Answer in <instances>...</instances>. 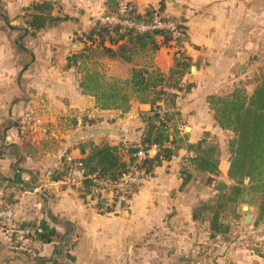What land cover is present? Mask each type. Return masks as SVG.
Wrapping results in <instances>:
<instances>
[{
	"label": "crops",
	"instance_id": "1",
	"mask_svg": "<svg viewBox=\"0 0 264 264\" xmlns=\"http://www.w3.org/2000/svg\"><path fill=\"white\" fill-rule=\"evenodd\" d=\"M35 1L44 0H0V202L2 192H9L4 179L17 169L30 185L16 193L14 223L45 219L60 232L70 231L72 264H264V219L251 214L246 223L245 215L240 224L229 223L228 233L212 236L209 221L193 218V212L217 191L210 195L192 187L201 177L193 170V179L183 185L190 156L185 143L197 142L207 132L221 151L218 181L230 183L231 133L217 125L207 97L239 85L249 95L254 92L264 69V0H124L135 2L140 12L163 4L164 15L186 28L182 50L195 64L186 78L196 86L178 99L177 134L187 137L179 153L158 167L121 210L112 206V196H103L101 204L91 194L84 200L78 192L82 181L53 180L52 175L65 160L83 157L79 146L84 142L139 141L144 128L140 115L152 106L133 100L127 113L96 108L93 98L82 94L77 70L66 67L67 56L80 48L76 36L89 29L79 20L84 0H49L58 4L55 13L68 20L23 37V10ZM104 1L95 0V19L105 10ZM173 63L174 48L161 47L129 63L101 60L99 68L109 65L108 77L127 79L134 67L154 65L167 72ZM25 114L41 118L33 133H21ZM156 153L154 149L150 156ZM37 247L45 263L11 247L0 231V264H55L53 244Z\"/></svg>",
	"mask_w": 264,
	"mask_h": 264
},
{
	"label": "trees",
	"instance_id": "2",
	"mask_svg": "<svg viewBox=\"0 0 264 264\" xmlns=\"http://www.w3.org/2000/svg\"><path fill=\"white\" fill-rule=\"evenodd\" d=\"M119 6L120 2H108L109 8L104 14L116 12ZM126 6L127 18L137 22H151L156 11L161 20L169 19L164 15L163 4L157 9L148 6L143 12L138 10L135 2H126ZM57 8L58 4L49 0L35 1L24 8L22 17L26 27L22 29L23 37L27 34L35 35L43 29L56 27L68 20V17L55 13ZM5 20L10 24L7 16ZM181 28L186 33V28ZM84 33L86 37L77 38L83 47L76 49L66 59V67L75 68L80 75L79 87L82 94L93 98L95 107L99 110H120L127 113L133 100L152 106L150 112L140 115L144 128L139 141L128 144H97L87 141L80 144L83 157L79 161L82 162L86 178L78 192L82 199L86 200V196L91 194L101 204L103 195L100 187L89 178L90 175L95 174L97 179L117 181L128 171L134 161L132 155L141 147H157L154 156H147L138 164L148 177H152L158 167L177 156L187 139L186 135L184 138L177 134L179 123L181 124L178 99L190 93L196 86L193 80L186 78L195 64L182 50L183 43L188 41L187 34L182 39H174L164 29L135 33L117 24H101L100 19H96L95 24ZM23 37L19 41L21 46ZM161 47L174 48V63L167 72L154 65H145L134 67L129 78L120 79L106 76L99 68L101 60H121L129 63L135 56L146 51L155 53ZM207 101L217 125L231 133L227 142V176L231 185L227 190L216 188L215 201L204 202L198 206L193 212V218L206 219L210 215L211 235L217 236L230 231V224L223 220L224 215L228 212L237 215L236 208L246 197L249 203L258 206L257 220L264 219V69L256 79V87L251 95L244 86L239 85L227 93L211 94ZM162 107L171 111L161 114L159 110ZM21 133L27 134L22 130ZM185 144L190 156L187 158V169L183 172L186 175L183 185L193 179L191 170L201 175L206 185L215 184L220 175L221 164V151L217 141L207 132L197 142ZM125 153L129 155V160L125 159ZM72 163L73 161L65 160L62 170L55 171L52 179L67 180ZM22 176L23 171L17 169L12 177L4 179L3 183L9 192H2L0 208L12 207L17 202L16 193L30 187ZM137 189L131 188L127 195L132 197ZM111 200L113 206L116 197ZM52 222L54 221L42 219L0 224L7 229L9 245L24 252L30 259L35 258L39 263H45L47 259L38 257L37 245L53 244L55 255L51 260L55 264H63L61 261L72 264L75 260L70 252L73 236L70 231H58ZM25 238H29L31 244L28 250H21L19 247Z\"/></svg>",
	"mask_w": 264,
	"mask_h": 264
},
{
	"label": "built area",
	"instance_id": "3",
	"mask_svg": "<svg viewBox=\"0 0 264 264\" xmlns=\"http://www.w3.org/2000/svg\"><path fill=\"white\" fill-rule=\"evenodd\" d=\"M101 24L113 25L117 24L123 28L130 29L135 33H142L154 29H164L171 33L174 39H182L185 36V32L181 28V23L175 20L167 19L161 20L160 15L156 11L153 15V20L149 23L137 22L127 18V6L126 3H120L119 9L116 12L111 14H103L100 17ZM186 46V42L183 43L182 49ZM171 110L162 107L159 110V113L164 114L170 112ZM42 121L39 116H33L30 114H25L21 119V130L23 133H33ZM156 149V146L150 147H141L139 150L134 153L133 163L130 165L127 172H125L117 181H110L104 179H97L95 174L90 175L91 178L96 184L100 187V193L104 197L110 195L116 197L115 207L118 210H121L123 206L127 203H130L132 197H129L127 194L131 188H139L145 185L149 177L145 174V171L138 167V164L142 159L147 156H150L152 150ZM70 161H72L70 159ZM86 178L85 171L81 161L73 162L72 167L68 173L69 182H81ZM14 209L13 207L0 208V223L12 224L14 222ZM0 231L4 229L0 226ZM3 233V232H2ZM31 244L29 238L23 239L21 250H28Z\"/></svg>",
	"mask_w": 264,
	"mask_h": 264
},
{
	"label": "rangeland",
	"instance_id": "4",
	"mask_svg": "<svg viewBox=\"0 0 264 264\" xmlns=\"http://www.w3.org/2000/svg\"><path fill=\"white\" fill-rule=\"evenodd\" d=\"M106 2H108V0L102 2L104 7H105V10H106V5H105ZM118 2L124 3L125 1L124 0H118ZM81 8L83 9V14H81V16L79 17V20H81L85 25H87V27L89 26V28L95 24L96 19H100V17H102V15L105 11L104 9L102 11H99L98 13H100V14L96 15L97 18L95 19V0H84V3L81 6ZM79 37H86V33L83 32V33L77 35L76 40ZM78 47H80V48L83 47L82 43L79 42ZM100 68H101L100 70L103 73L105 72L104 73L105 75L109 73V68H110L109 65H107L106 68L105 67H100ZM114 71H115V73H122L123 72L121 69H115ZM219 177H220V175L216 178L217 181H218ZM216 183L213 185H210L211 189L206 190V187L209 185L205 184L204 178L203 177H196L195 182H193V184H192V187H194L198 190L204 189V194L206 191L208 194L213 195L216 192ZM230 185H231V183H229V186ZM216 195H217V193L215 194V196L213 198H211L207 202L213 203L215 201ZM202 203H204V202L203 201L200 202V205ZM243 204L248 205L247 211L241 210V207ZM236 213H238L237 214L238 216L233 212L225 213V215H224L225 219H223L224 222L230 223V224L231 223L232 224H235V223L240 224L243 221L245 215H247V214H253V216L258 217V206L256 204L249 203L248 197H246L244 202H240V204H238V206L236 208ZM206 220L207 221L210 220V215L207 216ZM0 226L4 229V231H2L3 234L7 235V232H6L7 229H5V227H3L1 224H0Z\"/></svg>",
	"mask_w": 264,
	"mask_h": 264
},
{
	"label": "water",
	"instance_id": "5",
	"mask_svg": "<svg viewBox=\"0 0 264 264\" xmlns=\"http://www.w3.org/2000/svg\"><path fill=\"white\" fill-rule=\"evenodd\" d=\"M109 2L110 3H115L116 0H109ZM180 100H182V99H180ZM216 188H218L219 190H227L229 188V185L226 182L220 180V181H218L216 183ZM104 201H105V198L102 199V203H104ZM242 209L244 211H247L248 210V205L247 204H243L242 205ZM251 219H252V215L251 214H247V216H246V223H250Z\"/></svg>",
	"mask_w": 264,
	"mask_h": 264
}]
</instances>
